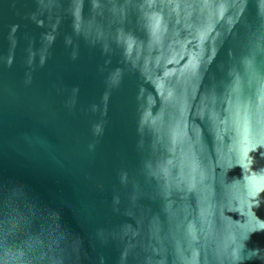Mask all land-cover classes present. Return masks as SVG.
<instances>
[{
    "label": "water",
    "instance_id": "water-1",
    "mask_svg": "<svg viewBox=\"0 0 264 264\" xmlns=\"http://www.w3.org/2000/svg\"><path fill=\"white\" fill-rule=\"evenodd\" d=\"M0 264H264V0H0Z\"/></svg>",
    "mask_w": 264,
    "mask_h": 264
}]
</instances>
